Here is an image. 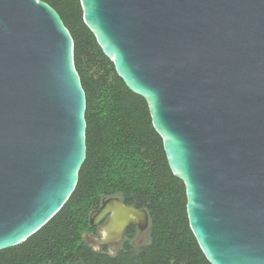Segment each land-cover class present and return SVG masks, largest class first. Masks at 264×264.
I'll list each match as a JSON object with an SVG mask.
<instances>
[{
    "label": "water",
    "instance_id": "1",
    "mask_svg": "<svg viewBox=\"0 0 264 264\" xmlns=\"http://www.w3.org/2000/svg\"><path fill=\"white\" fill-rule=\"evenodd\" d=\"M84 25L141 97L209 264H264V0H79ZM73 40L40 0H0V251L40 230L85 161ZM95 252L148 213L117 197L89 217Z\"/></svg>",
    "mask_w": 264,
    "mask_h": 264
},
{
    "label": "trees",
    "instance_id": "2",
    "mask_svg": "<svg viewBox=\"0 0 264 264\" xmlns=\"http://www.w3.org/2000/svg\"><path fill=\"white\" fill-rule=\"evenodd\" d=\"M60 16L73 40V60L85 93L86 157L77 185L59 212L24 242L0 251V264H209L189 228L183 183L169 170L145 101L117 76L83 23L79 0H40ZM148 213V241L93 251L82 234L98 236L90 215L103 198Z\"/></svg>",
    "mask_w": 264,
    "mask_h": 264
},
{
    "label": "flooded vegetation",
    "instance_id": "3",
    "mask_svg": "<svg viewBox=\"0 0 264 264\" xmlns=\"http://www.w3.org/2000/svg\"><path fill=\"white\" fill-rule=\"evenodd\" d=\"M98 227V226H97ZM131 228H133L134 230H135V235H134V237L132 238V239H134L137 235H139L140 234V232L137 230V228H135V227H131ZM128 229V228H127ZM126 229V230H127ZM144 233V232H143ZM91 236H95V235H91ZM99 236V235H98ZM131 239V242L132 243H134L135 245H137V246H140V245H142V244H140V242H141V240H139L138 242L137 241H135V239L134 240H132ZM101 248H103V247H101ZM100 248V249H101ZM106 248V250H107V252L108 253H110V254H112L113 252H115L117 249L116 248H107V247H105Z\"/></svg>",
    "mask_w": 264,
    "mask_h": 264
},
{
    "label": "rangeland",
    "instance_id": "4",
    "mask_svg": "<svg viewBox=\"0 0 264 264\" xmlns=\"http://www.w3.org/2000/svg\"><path fill=\"white\" fill-rule=\"evenodd\" d=\"M91 238L94 236H90ZM135 241H139L141 240L140 244H145L148 241V232L145 231L144 233H140L139 235H137L135 238ZM132 239V240H134ZM134 244V243H133ZM113 249V248H112ZM114 253V252H113Z\"/></svg>",
    "mask_w": 264,
    "mask_h": 264
}]
</instances>
